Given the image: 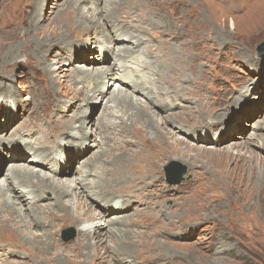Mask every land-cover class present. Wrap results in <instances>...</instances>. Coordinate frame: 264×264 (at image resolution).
Wrapping results in <instances>:
<instances>
[{"label":"rangeland","instance_id":"374dc122","mask_svg":"<svg viewBox=\"0 0 264 264\" xmlns=\"http://www.w3.org/2000/svg\"><path fill=\"white\" fill-rule=\"evenodd\" d=\"M69 1L43 0L39 21L32 29L0 28V185L15 164L10 159L15 149L13 137L21 136L32 145L47 144L46 140L56 137L57 143H51L54 145L52 160L43 164L47 167L45 171L34 166L30 169L49 177V170L56 165L55 159L61 158L62 163L58 165L64 174L58 173L57 179L70 183L88 173V182L96 181L105 192L124 196L120 202L127 203L126 211L107 215L102 209L107 206L100 203L99 195L94 196L100 189L87 188L85 197H80L75 189L64 201L71 205V216L79 220L67 221L66 217L54 220L60 224L51 239L44 232L52 230L50 224L33 227L36 240L27 234L22 221L17 222L6 228L0 243L10 244V250L24 253L22 246L33 254L37 264H264V56L258 55L264 43V0H124L121 5L119 2L110 5L109 0H80L81 9L64 13L70 9ZM3 2H11L5 14ZM17 2L0 0V17L4 15V19ZM132 8L156 15L157 19L151 23L169 29V47L175 38L180 45L186 42L184 48L176 44L182 52L174 65H181L177 73L187 75L181 78L183 85L190 78L196 86L193 92H180V98L186 99L179 102L180 108L170 112L160 113L152 105L156 99L164 103L163 96L152 101L135 96L140 108H113L115 122L108 125L102 114L117 84L114 82L105 88L107 94L102 101L88 98L83 93L86 85L81 82L87 75L83 68L91 67L96 72L104 67L103 61H96L101 58L97 41L114 36L115 26L108 18L119 19ZM78 14L101 20L96 36V29L80 31ZM5 20L11 21L9 17ZM144 21L147 23L148 18ZM146 23L144 28L151 25ZM116 47L118 51L127 49ZM119 58L120 62L129 63L124 57ZM112 61L110 58L105 68L111 67ZM167 62L170 64L171 60ZM184 64L186 68H182ZM168 68L166 65L165 71L173 73L169 80L176 81L177 77L173 76L176 72ZM113 74L122 75L117 70ZM139 110L148 112V117L157 121L154 130L144 122L146 118L136 115ZM82 119L87 122L84 135L73 139L70 125L78 127ZM172 119L184 122L188 129L200 123L194 130L198 132L204 127L205 139L193 136V143L187 141L191 129L186 130L187 134L185 129L181 135L170 133L167 122L174 124ZM102 124L110 126L108 131L100 132ZM121 131L127 132L126 139ZM202 135L203 132L199 138ZM228 135H233V140L218 143ZM193 148H204L210 153L196 155L199 151L193 152ZM31 156V153L25 155L26 160ZM32 161H23L20 165L30 166ZM115 162L125 164L127 181L112 188L104 178L111 177ZM160 165L163 166L159 169ZM169 167H172L170 176L166 172ZM180 174L181 181L176 183ZM154 179L159 180L155 185H132ZM130 188L133 193L123 194ZM3 191L1 187L0 193ZM149 192L153 194L148 198L150 206L138 208L141 202L137 199L142 196L145 200ZM192 195L196 196L195 208L189 210ZM46 198L39 205L49 208L55 200H51V193ZM16 207L20 208L17 204ZM50 211L63 216L57 207ZM94 211L103 212L109 220L123 217L129 224L117 227L116 234L120 231L112 239L108 238L107 230L111 226L102 230V238L98 232L94 234L95 229L87 237L79 235L83 225L91 224L90 213ZM1 217L8 222L7 213ZM13 217L18 220L17 216ZM49 239L51 245L44 250ZM101 239L98 250L88 249L89 241L94 244ZM25 257L26 261L30 258L27 254ZM2 258L16 260L18 257L5 250L0 253V264Z\"/></svg>","mask_w":264,"mask_h":264},{"label":"bare ground","instance_id":"6f19581e","mask_svg":"<svg viewBox=\"0 0 264 264\" xmlns=\"http://www.w3.org/2000/svg\"><path fill=\"white\" fill-rule=\"evenodd\" d=\"M122 1H124V0H109V1H107V3L110 5L111 4L114 5V3L119 2L120 3L119 5H121ZM5 2H3V6H2L4 14H5V11L7 10L6 7L9 4H11V2H8V4ZM80 3H81L80 0H70L69 1L70 9L64 13H68V12L70 13L71 11H75L76 8H77V10L81 9ZM42 4H43V0H33V1H31V0L30 1L18 0V2L15 4V6L12 7L6 13L4 19H3L4 15L0 17V28H2L3 30L7 29L8 27L11 29L13 27H15L16 30H18V29L22 30L23 28H28V27L32 29L35 25V22L37 23L39 21V18H37V17H38V13H39V10H40V7ZM113 8H114V6H113ZM110 9H108V10H110ZM114 10L116 11L117 8H115ZM134 10H136V11H134ZM107 13L108 12H106V14ZM115 13H113V14H115ZM113 14H110V15H113ZM191 14H192V12H191ZM147 15L149 17H147ZM65 16H66V14H65ZM7 17H9L11 19L10 22L5 20ZM77 18H78V20H77L78 24L80 25V31L85 30V31L89 32L90 29H94V30L96 29L94 35L95 36L97 35L96 33L98 31V28H100V26H102L100 19H97L96 21L92 20V18L88 19L83 14H80V15L78 14ZM145 18H148V22H150V23L157 19L156 15H153L151 13H146V12L141 13L139 8L138 9L132 8L127 14H125L124 16H122L119 19H116L113 16L111 18H108V21L113 20L112 22H110V24L112 23L115 26V28L113 30L114 36H111L110 38H108V37L104 38L103 41H100V40L97 41L99 48H101L102 50L100 49L101 56H99V57H101V58L96 59V61H98V62L103 61L102 63L104 65V67L96 70V72L91 67L87 68V69L83 68L84 71H87V75L85 77L81 78L82 79L81 82H82V84L86 85V90L83 93H85L86 94L85 96H87L88 98L91 97L94 99H100L102 101L106 97L105 93L107 91H105V88L107 86L113 84L114 82L117 84L115 86V91L111 92V95L108 97V102H107V105L105 107L106 110H104L105 112H103L104 114H102L103 117H105V122H107L108 125H110L114 121V120H112V118H113L112 117L113 116L112 109L113 108H115V107L117 108L119 106H123V107L126 106L127 108H130L131 110L140 108V105L137 103L135 96H137V97L140 96L141 98H143V100L145 99L147 101H152L158 96H163L164 97L163 98L164 103L158 102V100L156 99L157 102L153 101L152 105H156V107L155 106H153V107H154V109L156 108L157 111L160 110V113L170 112L176 108H180L178 105L179 102L186 99V98L185 99L180 98L179 93L181 92V94H182V92H184V93H190L191 91L193 92V89L196 86V84H194V85L191 84L192 81H194V80H191L190 78H188L187 81H185L186 84L183 85L181 78H182V76H185L186 74L181 72L182 74L180 75L179 73L176 72V71H180L179 68L181 69L180 64L176 65V66L174 65V62L179 59L178 54L180 52H182L180 48L175 47L176 44L180 45V42H178V39L175 38L169 47V45L167 44V39H168V36L170 35L169 29H166L162 26H159L158 24L152 25V23H151V25L145 26L146 28H144L143 24L146 23L144 21ZM108 21L106 20V22H108ZM60 22H61V20H60ZM76 24H77V22H76ZM78 24L76 26H78ZM89 24H91V25H89ZM107 25H109V22L107 23ZM193 26H196V25L194 24ZM84 28H86L87 30ZM194 31H196V30H194ZM91 32H93V31H91ZM12 37H14V36H12ZM103 37H105V35ZM196 41H198V40H196ZM185 43L186 42H184V43L182 42L181 45L183 46ZM190 44L191 43H189V45ZM116 46H123V47H126L127 49H125V50L120 49L118 51V50H116V48H117ZM199 47H201V46H199ZM183 48H184V46H183ZM168 52H171V56H168ZM112 55H113V57H112ZM121 56L124 57L126 60H128V62L130 64L126 63L127 61H125L123 63L120 62L121 58H119V57H121ZM184 56H183V58H184ZM110 58H112V60H113L111 62V67L105 68V65H107V63L110 61ZM124 58H122V59H124ZM168 60H171L170 64H168V62H167ZM185 60H187V59H185ZM166 65L169 66V68H170V69L168 68V70H170L171 72L172 71L176 72V74L173 75V76L177 77L176 81L175 80H169V79H171L173 73L168 74V71H165ZM184 67H185V64L183 65L182 68H184ZM114 70L121 72L122 75L119 74L120 75L119 76L118 74L117 75L113 74ZM177 80H179L181 83L177 82ZM187 84L189 86H185ZM190 85H191V87H190ZM89 89L90 90L93 89V91L90 92ZM185 96H186V94H185ZM138 100H141V99L139 98ZM110 103H113V105L109 106L108 104H110ZM147 104H149V103H147ZM209 104L212 108L213 105H212V103H210V98H209ZM152 111H153V109H152ZM129 112H130V110H129ZM107 113L109 114L108 116L106 115ZM114 113H115V111H114ZM136 115H138V116L140 115L142 117V119L146 118V121H144V122H146L148 127L152 128L153 130L155 129L154 126L156 127L157 121L154 118L148 117L149 116L148 112L146 113L143 110H139V113H137ZM170 116L171 115H169L167 117H170ZM122 117L120 116L119 119H123ZM164 117H166V116H164ZM171 117H173V116H171ZM172 121H174V124H172L173 122L172 123L167 122L169 124L168 127H169L170 133H172L174 135H177V134L181 135V133L185 129L184 131L187 134L186 130L191 129L193 132L191 131L188 134L191 135L192 137L189 136L187 141H189L190 143H193L192 142L194 140L193 136H196L197 139L202 140V141H203V139H205L204 138L205 137L204 127L201 129L199 128L198 132H195V130H194V129H196L197 126L200 125V123L199 124L194 123L191 126L192 128L188 129V128H185L184 122H181L180 120H177V119L176 120L172 119ZM187 121H189V120H187ZM80 123L81 124L78 127H75L74 125H70V128L72 129L71 136L73 139H79L81 137V135L82 136L84 135L83 131L85 128H87L85 126V124L87 122L83 121V119H82V121ZM103 124L101 126L100 132L101 131H104V132L108 131V128L110 126H107V125L105 126ZM128 124H129V122H128ZM90 125H92V123H90ZM125 126H126V124H125ZM121 127H123V126H121ZM115 130H116V128H115ZM125 130H126V128H125ZM135 130H136V128H135ZM149 131L151 132V129ZM149 131H147V132H149ZM121 132L125 136L124 138L126 139L127 132L126 131L125 132L121 131ZM201 132H203V135L201 138H199V134ZM131 133H133V132H131ZM154 133H155V131H154ZM174 135H173V137H174ZM127 136H129V135H127ZM156 137H157V135H156ZM233 137H234L233 135H228V137H226V139L219 141L218 143L231 141V140H233ZM82 138H84V137H82ZM12 139H13V145H14L15 149L11 151L14 153V155L10 154V159H11V162H14L15 164L11 165L6 179H4L0 185V188L2 187L4 190L3 193H0V236L3 235L2 233L6 232L7 227L13 226L15 224H18L17 222L22 221L23 226L25 225L24 226L25 229L27 228V234L30 235V237L33 240L38 239L37 236L34 235L32 232L33 227H43V226L46 227L50 224L53 231L52 230H44V232H45V235L51 239L57 233V229L59 227L58 225L60 224L59 221L64 220L65 217H66L67 221L79 220V218L76 219V218H74L75 216L74 217L71 216V205L67 204L64 201V198L70 196L71 193L73 192V190H75V189L79 191L78 194L80 197L86 196L84 193L87 190V188H89V187L91 189H100L99 191H96L94 196L99 195L98 198L101 199L100 203L102 204V202H104L103 206H107L106 208H102L105 210L107 215H114L116 213L122 214L126 211L127 205H125V204H127V203H122L123 200H122V202H120L121 201L120 199L123 198L124 196L116 194V193H113V194L110 193L112 191H109V193L105 192V190L101 189L102 185H98V183H96V181L88 182V180H87V177L89 176L88 173L83 172V173H85L84 175L81 174L82 176H79V178H77L76 180H74L70 183H67L65 181L63 182L60 179H57V177L58 178L60 177L58 175V173H60V175L64 174L63 170L60 169V167H59L62 163L61 158L58 160L55 159L56 160L55 161L56 167L54 166L52 169L49 170L51 172V174L48 173L49 175H51L49 177H47L46 175H40L39 172L34 171V169H30V167L33 168V166H34L35 168L40 167L39 168L40 170L45 171V169L47 167H44L43 164L46 163V161L52 160L53 154L51 152V148L54 145L51 146V143H53V144L57 143L56 137H54L53 140H52V137H50L48 140H46L47 144L39 142L36 145H32L30 142H28L27 140H25L21 136L20 137H13ZM165 141H167V140H165ZM22 147L24 149H22ZM43 148H46V150ZM193 149H194L193 152L199 151L196 155L204 154V155L208 156V153H210V151H207L204 148L203 149L199 148L201 150H199L197 148L196 149L193 148ZM139 150H140V148H139ZM149 150H151V149H149ZM42 151H44V152H42ZM177 151H179V150H177ZM29 153L32 154L31 159L26 160L25 155H27ZM159 154H161V152ZM215 154H216V152H215ZM237 155H239V157L241 156V154H239V153H237ZM170 159L172 160V159H174V157L170 158ZM170 159L169 160L167 159V160L170 161ZM30 160H33L32 161L33 163L30 164V166L20 165L23 161H25V163H27ZM168 161H166V163ZM119 163L115 162L113 168L111 169L112 170L111 177L108 178V176H105V178H104V180H106L107 182L110 183L112 188L113 187L117 188L120 184H123L124 182L127 181V175L125 172L126 166H125V164H119ZM58 164H60V165H58ZM72 164H74V163H72ZM163 165H160L159 169ZM48 169H49V167H48ZM111 170L110 171L108 170V172L111 173ZM79 173H82V171H80ZM89 174H91V172H89ZM158 181L159 180H157V179H154V180H151V181H148L145 183H143L142 181H139L137 184H132V185H137V186H143L144 185L145 186V185L150 184V183L152 185H155L158 183ZM132 185L129 184V186H132ZM129 186H126V187H129ZM106 187H107V185H106ZM40 188L41 189L45 188V189L41 190ZM111 190H113V189H111ZM126 192L133 193L134 191H133V189L130 188V189L125 190L123 192V194H125ZM47 193H51V197H52L51 200H55L54 204L50 205L49 208H48V205H45V207L39 205L40 203H43L44 200H47V198H46ZM143 195H144V193H143ZM152 195L153 194L149 192V194L145 197V200L142 198V196H140L137 199L138 201L141 202L139 204L138 208H141L142 206H144V208L149 207L150 206V203H149L150 200L148 198ZM125 198H127V197H125ZM135 198H137V197H135ZM195 200H196V196L192 195L188 201L189 202V204H188L189 210H192L193 208H195ZM96 202H99V201H96ZM16 204L20 208H17ZM75 206H76L77 210L81 209L79 204H76ZM53 207L54 208L57 207L59 210L63 211V214H62L63 216L60 217V215L54 214L52 211H50V209H52ZM44 208H47V210H44ZM165 209L168 210L167 208H165ZM47 211H49V212L47 213V215H45V213ZM2 213L8 214V217H9L8 222L4 221V219L1 217ZM42 213L44 216L43 215L41 216ZM13 215L17 216L16 218H18V220L15 219L13 217ZM51 215H55V217L51 218ZM90 215L92 216V220L90 222L91 224L83 225L82 229L78 230L79 235L82 234L84 237H87V236H89L90 231L95 229L94 234H96L98 232L99 238H102V235H104L103 233H101L102 230H105L106 228L111 226L112 228H110V229L108 228L107 230L109 231L108 232V234H109L108 238L112 239L114 237H117V234L120 231L119 230L118 233L116 234L115 231L118 230L117 227L128 223V221L125 220V218H123V217H117L115 219L109 220V219H107V216L103 212L94 211V212H91ZM154 215H157V214H154ZM54 220H59V221H58V223H55V222H53ZM12 223H14V224H12ZM77 223H79V222L77 221ZM80 223L82 224L83 221H81ZM19 227L21 228L22 226L19 225ZM105 234H107V233H105ZM58 235H59V232H58ZM50 239L48 241V242H50V244H48V242H47L46 243L47 248H45L44 250L49 249L48 245H51ZM78 240H79V238H78ZM90 242L91 241H89V243H87L88 249L93 248V250H96V249L98 250L99 244L102 243V239L99 241H95L94 244H90ZM59 244L62 246L61 243H59ZM11 247L12 246L10 244H7L5 242L0 243V253L2 251L6 250V252L8 254L18 257L16 260H12V259L7 260V259L2 258V260H3L2 264H37L34 261L33 254L27 252V250L24 249L22 246H21V249L24 251V253H20V252L14 251V250H10ZM26 254L29 255V257H30L27 261L25 259ZM103 257H104V254H103ZM132 264H134V263H132Z\"/></svg>","mask_w":264,"mask_h":264},{"label":"water","instance_id":"95a60500","mask_svg":"<svg viewBox=\"0 0 264 264\" xmlns=\"http://www.w3.org/2000/svg\"><path fill=\"white\" fill-rule=\"evenodd\" d=\"M258 55L261 57V56H264V43L259 47L258 49ZM166 172H167V175L170 176V173L172 172V167H169V168H166ZM181 181V174L178 176V180L176 183L180 182Z\"/></svg>","mask_w":264,"mask_h":264}]
</instances>
